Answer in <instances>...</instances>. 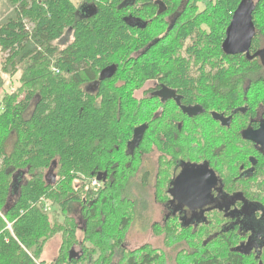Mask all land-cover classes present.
I'll list each match as a JSON object with an SVG mask.
<instances>
[{"label": "trees", "instance_id": "trees-1", "mask_svg": "<svg viewBox=\"0 0 264 264\" xmlns=\"http://www.w3.org/2000/svg\"><path fill=\"white\" fill-rule=\"evenodd\" d=\"M252 1L256 35L248 57L223 51L242 0H187L182 11L185 0H86L91 14H82L73 0H10L14 10L0 25L3 72L23 74V96L0 104V264H48L44 249L59 232L63 243L50 264H261L255 253L237 250L241 237L231 224L224 232L218 223L214 230L155 222L152 234L164 237L163 246L131 250L126 242L131 221L140 215L131 189L144 157L157 152L159 102L153 88L163 83L185 104L209 88L222 105L264 104V65L257 56L264 49V0ZM168 17L175 18L164 33ZM201 26L209 32L203 34ZM67 33L73 40L60 47ZM187 42V57L176 59V49ZM141 89L150 98L138 99ZM142 126L143 138L131 153L128 145ZM170 136L165 147L171 156V143L177 150L186 144ZM235 153L234 145L224 151L225 170L234 173L248 165L247 155L258 154L246 147ZM260 160L253 177L257 190L245 194L262 207ZM159 172L157 160L153 173L142 171L140 183L153 188L158 203ZM58 176L66 187L74 180L80 186L69 190ZM46 200L61 210L63 222L73 219L71 205L80 204L84 225L52 226ZM79 230L88 242L95 239V253L87 242L78 244Z\"/></svg>", "mask_w": 264, "mask_h": 264}, {"label": "flooded vegetation", "instance_id": "flooded-vegetation-1", "mask_svg": "<svg viewBox=\"0 0 264 264\" xmlns=\"http://www.w3.org/2000/svg\"><path fill=\"white\" fill-rule=\"evenodd\" d=\"M205 91L209 93L207 98L200 96L198 101L185 104L177 93L164 88L163 83L153 88L152 95L159 102L156 133L160 171L158 188L162 191L161 223L164 221V225L170 222L193 225L197 229L213 227L214 230L218 223L219 229L224 232L231 224L230 229L234 235L238 233L241 237L237 250L247 255L255 253L260 263L264 264L260 260L264 256V205L261 207L253 200V195L249 198L245 194L247 190L254 193L257 190L253 177L260 159L264 165V152L259 145L244 137L247 131L261 129L264 124V104L252 108L236 102L230 107L222 105L223 101L210 88ZM167 133L171 134L172 141L180 140L186 144H181L177 150L174 143H171V156L165 147ZM230 145H234V157H237L239 148L244 150L245 147L259 155H247L248 165H241L238 173L225 170L224 151ZM133 147L131 145L129 148L128 145V151L133 153ZM207 167L213 170L217 181L212 191L213 200L202 209L191 210L177 197L176 181L187 169L205 170ZM205 178H193L192 181L200 182Z\"/></svg>", "mask_w": 264, "mask_h": 264}, {"label": "rangeland", "instance_id": "rangeland-1", "mask_svg": "<svg viewBox=\"0 0 264 264\" xmlns=\"http://www.w3.org/2000/svg\"><path fill=\"white\" fill-rule=\"evenodd\" d=\"M73 2L77 5L78 8L84 7V4L86 2V0H73ZM187 5V0H185V2L182 4V8L181 11L183 9H185ZM13 6H11L10 4V0H0V25L3 24L12 14L13 12ZM205 10L204 6H200V10L199 12H203ZM180 11V9H179ZM191 10L189 11V16L190 18L193 19L194 14L190 13ZM194 12V11H192ZM175 17H168L167 18V25H161V29L164 33L167 32L168 27L172 21L174 20ZM205 26V25H203ZM202 27V26H201ZM200 27V28H201ZM202 32L203 34H206L207 32H209V27H202ZM173 38V37H172ZM73 40L71 33H67L65 35V37L59 41L57 44L60 47H65L67 45H69V43ZM171 41V40H170ZM187 42V44L182 47V48H178L175 51V56L176 59H178V57H187L185 55V50L186 47L189 45ZM6 55L2 53L1 49H0V104L3 103V101L5 99H12V97L15 98H19L22 99L23 96V89L22 84H23V79L22 73H18L16 76H11L10 74H5L3 72V63H4V59H5ZM123 56H119L118 58H122ZM192 62V59H190ZM175 62V59H174ZM168 67V65H166ZM170 66V65H169ZM198 66H200V63H198ZM197 66V67H198ZM128 69H130L128 67ZM144 89H141L140 91L136 92L135 95L138 99H146V98H150V96L143 92ZM260 94L262 91L260 90H255L254 93ZM209 93L207 91H205V89H203L201 91V96L202 98H205L206 96H208ZM207 98V97H206ZM152 152V151H151ZM153 153H149L148 156L144 157L146 159L145 164L142 162L143 164V170L149 171L151 173H153L155 171L156 168V164H157V160H158V153L154 152ZM142 171L140 173V178L136 179L134 181V185L132 187V196L139 202V207H138V212L140 213L138 218H134V220L131 221V227L129 229V232L127 234V246L130 249H136V248H141L143 245L145 244H151L153 246L159 247V246H163L164 245V237H159L155 238L152 234V230H151V226L153 223H161V220L163 218L162 214H163V209L160 205V203H158L155 200V195H154V190L152 187H147V189H143L140 185L141 183V178H142ZM58 171L56 170V174ZM54 173V174H55ZM154 176V174H153ZM58 181L60 182V184L62 186H64L65 188L71 190V185L74 186L75 188H78L80 186V181H69V186L66 187L65 184L67 185V183L60 177H57ZM147 182L151 183V185L154 184V179L149 177L147 178ZM84 187L81 189V194H85ZM51 200H46V205L48 206L49 210L47 211L49 218L51 219L52 223H54V225L52 224V226H60L61 224H69L70 226H74V224L77 222V224L82 227L84 225V220L82 218V207L80 206V204H73L71 205V208L69 209L68 215L70 217H72L73 219L68 220L67 222H63V217L60 214H57V212L61 211L58 207L53 208V204L50 202ZM144 217H147L148 219V223L145 225H142V221L144 220ZM57 218V219H56ZM138 219V220H137ZM57 220V221H55ZM78 235V244H81L83 242H87V247L90 248V250H93L94 252V242L95 239H91L92 241L88 242L89 239L86 238V235L83 233V230H79L77 232ZM63 243V234L61 232L59 233H55V235L49 240V242L46 244V247L44 249V253L42 256V260H45L48 264L54 262L57 260L58 255H59V251L61 248V245ZM74 246L75 248V252H78L80 254V246L79 245ZM99 255V253H98Z\"/></svg>", "mask_w": 264, "mask_h": 264}, {"label": "water", "instance_id": "water-1", "mask_svg": "<svg viewBox=\"0 0 264 264\" xmlns=\"http://www.w3.org/2000/svg\"><path fill=\"white\" fill-rule=\"evenodd\" d=\"M255 4L252 0H242L235 11L232 21L227 28L226 38L223 43V51L228 56L247 55L250 56L251 47L255 38V26L253 23V13ZM82 14H91L92 9L84 6L81 8ZM257 56H260L264 65V49ZM147 126H142L135 130L134 141L129 144L138 146L143 138ZM245 139L259 145L264 152V124L258 131H247ZM206 177L200 182L192 181L193 178ZM100 180V178H98ZM195 182V183H194ZM216 177L211 168L187 169L176 181L177 197L185 202L191 210L202 209L209 205L213 200V188L216 185ZM200 184V185H199ZM183 189H187L186 191Z\"/></svg>", "mask_w": 264, "mask_h": 264}]
</instances>
